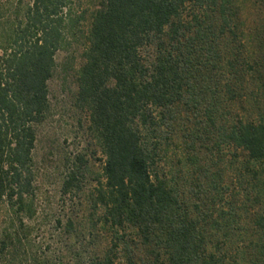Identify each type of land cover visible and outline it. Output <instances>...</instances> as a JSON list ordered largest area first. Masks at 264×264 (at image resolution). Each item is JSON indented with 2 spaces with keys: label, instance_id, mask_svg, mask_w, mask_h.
Here are the masks:
<instances>
[{
  "label": "trees",
  "instance_id": "obj_1",
  "mask_svg": "<svg viewBox=\"0 0 264 264\" xmlns=\"http://www.w3.org/2000/svg\"><path fill=\"white\" fill-rule=\"evenodd\" d=\"M7 4L0 200L14 227L33 212V153L51 113L57 56L85 17L73 0ZM237 17L235 0H100L93 10L75 105L105 159L88 198L98 217L92 248L72 220L63 233L75 240L74 264H264V114L250 121L224 111L242 81ZM257 73L264 87V58ZM69 163L64 197L84 191L89 170L84 156ZM21 240L4 230L0 256L9 252L8 264L62 263L28 256Z\"/></svg>",
  "mask_w": 264,
  "mask_h": 264
},
{
  "label": "rangeland",
  "instance_id": "obj_2",
  "mask_svg": "<svg viewBox=\"0 0 264 264\" xmlns=\"http://www.w3.org/2000/svg\"><path fill=\"white\" fill-rule=\"evenodd\" d=\"M8 1L14 0H0V10L5 17L9 14ZM99 1L73 0L74 11L85 19L78 26V36L69 50L58 54L57 68L49 82L51 113L38 128V141L33 153L36 178L31 217L25 218L23 226L19 222L11 226L12 212L0 200V245L4 230L9 229L12 234H19L28 256L32 253L45 254L60 259L61 264L75 263L70 250L75 240L63 234L69 220L74 222L78 234L86 236L83 240H86L85 246L90 249L93 245L90 242L93 241V236L89 235L90 227L92 221L98 220V217L92 218L88 198L97 185V175L102 173L105 158L87 132V114L80 111L75 103L78 93L77 75L83 65L84 36L89 29L90 16ZM235 2L239 30L238 41L233 46L238 53L236 64L242 81L236 87L234 99L226 97L224 111L231 112V118L256 121L259 114H264L263 81L257 79V70L264 58V0ZM247 65L252 69L248 70ZM78 156H84L88 161L84 191L77 196L64 197L61 190L69 162ZM94 234L97 240L103 241L105 238L104 232L94 231ZM96 244L98 246L99 242ZM19 257H24L22 251ZM11 259L12 255L6 252L3 257L0 256V264H8Z\"/></svg>",
  "mask_w": 264,
  "mask_h": 264
}]
</instances>
